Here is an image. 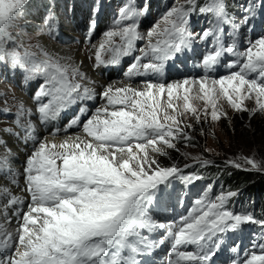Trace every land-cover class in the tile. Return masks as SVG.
<instances>
[{
  "label": "snow or ice",
  "instance_id": "1",
  "mask_svg": "<svg viewBox=\"0 0 264 264\" xmlns=\"http://www.w3.org/2000/svg\"><path fill=\"white\" fill-rule=\"evenodd\" d=\"M29 5L30 0H0V63L10 61L13 70H24L26 80L41 81L33 98L39 123L57 120L77 102L99 98L104 103L94 110L80 107L64 128L66 133L76 128L77 134L59 143L55 142L59 130L50 132L52 139L38 140L33 110L23 104L13 119L19 131L0 129V174L14 187H20L22 177L21 192L26 193L16 195L0 186V264H153L148 258L165 243L162 264H213L225 234L246 224H258L261 230L243 256L239 245L231 248L237 254L231 264H264V220L227 208L237 192L212 197L206 191L194 199L186 214L161 221L156 209L171 196L173 182L199 177H184L176 164L162 167L153 155L167 156L165 148L175 149L174 141L189 146L192 137L181 127V117L191 113L200 121V113L190 103L193 98L204 101V116L213 120L223 115L217 107L220 99L236 111H247L249 120L264 114V35L248 38L246 47H238L241 29L258 13L264 14V0L235 5L243 12L239 18L229 13L226 0H206L198 10L211 16L210 26L198 37L189 29L198 0L174 4L146 35L138 29L147 8L140 10L134 0H128L119 8L114 28L93 46L96 67L119 66L122 58L134 57L123 71L128 83L101 86V91L71 56L50 52L40 44L24 48L17 40L11 30L24 19ZM54 7L45 19L50 30L55 27ZM226 27L231 43L225 41ZM94 29L95 20L88 29L89 43ZM144 40L147 43L138 48ZM198 42L206 45L199 64L202 75L162 81L166 63ZM137 51L140 55H135ZM221 67L227 74L214 77L212 73ZM253 99L256 107L248 109L245 101ZM6 136L25 147L33 144L22 173L10 166L16 153ZM194 159L201 166L210 163ZM226 163L264 174V161L254 157L238 156ZM13 221L18 225L15 233L5 227Z\"/></svg>",
  "mask_w": 264,
  "mask_h": 264
},
{
  "label": "rangeland",
  "instance_id": "2",
  "mask_svg": "<svg viewBox=\"0 0 264 264\" xmlns=\"http://www.w3.org/2000/svg\"><path fill=\"white\" fill-rule=\"evenodd\" d=\"M58 1L59 3H54L55 6L54 11L61 17L60 22L58 23L59 39L61 38V40H57L53 42L52 37L46 33L45 29L42 26L41 17L43 15L44 16L46 15L45 12L49 14V10H47L44 7L45 6L44 0H30V5L27 9L24 19L18 21L17 22L18 26L11 30L13 35L17 36V40L23 43L24 48H29L37 44L41 45L40 38H42L46 41H50L53 45L59 48L61 47L64 48L65 50H69L72 52L78 51L81 53L82 57L84 58V61L87 64L88 68L93 67L91 63L92 61L90 62L91 60L90 53L93 51L91 49L93 46H95L97 40L103 36V33L107 31L106 18L103 19V21L100 23L99 28L98 27L96 28V30L97 29L98 30L96 32V35L94 37L91 46L87 47L86 49H83L81 46V41L79 39L76 40L75 36H78V29L80 28L84 29L86 27L87 19L89 17V7L91 4L88 1H84V0H74L73 2H71V0H58ZM185 2L186 0H170L166 2V6H165L166 11L164 13H166L168 9L172 7L174 4H184ZM226 2L229 4H235L236 0H226ZM153 5L154 3H152L151 6ZM71 7L73 8V13L70 15L68 13V10ZM235 12L236 14L238 13L237 10ZM193 15L194 13L191 15L189 19L190 21L189 29L193 24L191 23V21L193 22L199 21L203 17L201 14L200 15L196 14L194 15V17ZM70 16L73 17L72 20H70ZM153 24L154 23L143 25L142 27H140L139 31L146 35L147 31L152 27ZM30 26L31 28H29ZM195 29L196 28H194V30ZM192 34L194 36H197L196 31L192 32ZM240 39H241L240 46L243 49L244 47L247 46V41L244 39L243 35ZM142 42L143 44L140 47H143L147 43L146 40ZM20 50H23V48ZM31 50L35 51L36 49L32 47ZM101 74H98L97 76L102 77ZM110 78L108 77L105 80L108 81ZM0 80L2 81V78H0ZM181 80H176V81H181ZM176 81H169V82H176ZM122 84H127V83L123 82ZM137 85L138 83H133V87H136ZM17 96L19 102L27 104V99L25 98L24 94L18 93ZM180 103L182 105L183 101H181ZM190 103L200 113V121L198 122L196 117L191 113H185L181 117L182 120L181 127H183L184 131L187 132L192 137V140L189 142V146H186L182 140L174 141L175 149L165 148V151L168 153L167 156L153 154L155 155V158L159 162L160 166L170 167L174 164V162H180V163H184V165L180 167L182 168L186 164L188 165V164L196 163V159L194 158H202L204 160L221 159V157L223 156L228 157L227 153L232 154V157H229L224 160H228V161L234 160L236 159V157L238 156L243 157L245 154L250 152L252 154V157L255 156L254 158L256 160L264 161V157L259 159V157L253 153L254 143L256 145V142H259L260 146L256 145L254 149H257L258 147L264 148L261 145V138L264 140L263 138L264 114H257L254 118L249 120V114L247 111H236L228 105L226 100L220 99L217 102V107L220 110V112L223 113V115H221V118L219 120H213L211 119L210 115H208L207 118L204 116V110L206 108L204 101H202L199 98H193L190 100ZM245 106L248 109H254L256 107L254 99L246 100ZM208 111L210 113L211 111L210 107L208 108ZM235 118H237V121H235ZM235 124L237 125L242 124V125H240L236 133H233L234 131L233 125ZM255 124H257L256 129H254V126H256ZM11 125H13V121ZM189 125L190 127H188ZM244 127H246V129L250 131L249 135L255 136L254 137L255 141L251 146L252 148L251 147L248 148L245 137H243V135L240 133L244 131ZM260 133L263 134V137H260L258 135ZM184 153H187L188 156L183 155ZM27 154L30 155L31 151H27ZM230 185L234 186L237 189V191L240 192V194H243V198L246 201H249L251 199V202H249L251 206H253L252 204H254L260 210L264 209V199L261 200L259 196L257 197V195H256V199H252L253 198L251 196L253 191L252 188H250L249 186H242L240 181H238L237 179L232 181ZM194 189L196 190L195 193L197 195H200L203 191L202 186L196 185ZM17 191L19 192V190ZM13 193L15 192L13 191ZM263 213L264 211L260 212V214ZM8 226L9 224L5 226L6 230L13 233H15L18 227V225H14V224L11 225L9 228Z\"/></svg>",
  "mask_w": 264,
  "mask_h": 264
},
{
  "label": "trees",
  "instance_id": "3",
  "mask_svg": "<svg viewBox=\"0 0 264 264\" xmlns=\"http://www.w3.org/2000/svg\"><path fill=\"white\" fill-rule=\"evenodd\" d=\"M199 1H201V0H198V2ZM243 3H244V0H241V2L238 4H243ZM198 5H199V3H198ZM230 5L231 6H229V4H228V6L231 9H233L234 8V6H232L233 4H230ZM235 121H237V118H235ZM240 125H242V124L233 125V127H234L233 133H236V131H238V128L240 127ZM255 125L256 126H254V129L257 128V124H255ZM246 127H244V131H242L240 133L243 135V137H245L247 146H248V148H250L255 141L254 140L255 136L249 135L250 131L247 130ZM258 135L260 137H263V134H261V133ZM256 145L260 146V143L256 142ZM256 145L254 143V147H253L254 152L253 153L256 156H258L259 159H261L264 157V148L258 147L257 149H254L256 147ZM261 145H262V147H264V140L262 138H261ZM227 155H228V157L223 156V157H221V159H206L207 161H210V163L208 164L207 167H202L201 165L198 164L197 166H193L191 168V171H198L199 173L204 174L205 180L210 181L213 184H215V189L218 191L238 192L234 186L230 185V183L232 181L237 179L238 181H240L242 186H249L250 188L253 189L252 195H251L253 197L252 199H256V195H257V197L259 196V198L261 200L264 199V174H261L259 172H254V171L235 169V168L229 166L226 163L228 160H224V159L232 157V154L227 153ZM248 156L252 157V154L249 152V153L245 154L243 157H248ZM253 157H255V156H253ZM174 164H176V166H178L179 168L184 165V163H180V162H174ZM245 167H248V166H245ZM250 201H251V199H250Z\"/></svg>",
  "mask_w": 264,
  "mask_h": 264
},
{
  "label": "bare ground",
  "instance_id": "4",
  "mask_svg": "<svg viewBox=\"0 0 264 264\" xmlns=\"http://www.w3.org/2000/svg\"><path fill=\"white\" fill-rule=\"evenodd\" d=\"M56 18H57V20H58V23L60 22V19H61V17L59 16V15H56ZM141 23H142V25H146L143 21H141ZM29 28H31V26L29 27ZM29 30V29H28ZM74 30V29H73ZM27 32H29V31H27ZM74 35V34H73ZM96 34H94V36H95ZM75 38L77 39V38H79V35L78 36H75ZM102 39V37H100L98 40H97V42H96V44H95V46L96 45H98V43H99V41ZM59 40H61V38L59 39ZM67 40V39H66ZM40 41H41V45H43L44 46V48L45 49H47L48 51H50V52H54V53H58L59 55H61V56H71L72 57V59H73V61L80 67V70L82 71V72H84L86 75H87V77L91 80V81H94L95 82V86H96V88H97V91H101L102 89H100L101 88V86H107V85H109V84H111V85H113V86H115V87H123V86H125L126 84H122L121 82H118L115 78H116V76L111 72L110 73V76H111V78L108 80V81H106L103 77H98L97 76V73L92 69V67L91 68H88V66H87V64L85 63V61H84V58L82 57V55H81V53L80 52H78V51H75V52H72V51H69V50H65L64 48H59V47H57V46H55V45H53L50 41H46V40H44V39H42V38H40ZM57 41V40H56ZM63 42H65V41H63ZM91 50H93L92 51V53L94 52L95 53V48L94 47H92V49ZM91 54V53H90ZM89 65V64H88ZM169 82V81H168ZM133 86V85H132ZM98 100V99H97ZM85 101H83L82 103H84ZM6 112H8V110L6 109V108H4L3 109V113H6ZM14 113V112H13ZM4 126V125H3ZM6 127H7V125H5ZM75 134H77V132L76 133H70V134H68V135H75ZM80 135H83V133L81 132V133H79ZM67 135H65V136H59V137H55V142L56 143H59L60 141H62L65 137H66ZM44 137H47L45 134H44V132L43 131H41L40 130V133L38 134V140L39 139H42V138H44ZM49 138V137H48ZM6 139V138H5ZM50 139V138H49ZM52 139V138H51ZM8 140V146L12 149V151L13 152H15L16 153V156L14 157V158H10V166H11V168L14 170V171H20L21 173H22V171H23V166L24 165H21L20 167H19V165L22 163V156H21V154H20V152L17 150V147H16V145L14 144V142L13 141H11V140H9V139H7ZM0 153H3V149L2 148H0ZM22 178V177H21ZM23 179V178H22ZM23 181V180H22ZM24 182V181H23ZM0 186H6V187H9L10 189H11V191L13 192H15V193H18V191L17 190H15L14 188H12L11 186H9L8 184H6L4 181H3V179L0 177ZM21 192V191H20ZM19 192V194L20 195H22L21 193ZM14 224V221L11 223V224H9V226H8V228L11 226V225H13ZM7 225V224H6ZM5 225V226H6Z\"/></svg>",
  "mask_w": 264,
  "mask_h": 264
},
{
  "label": "built area",
  "instance_id": "5",
  "mask_svg": "<svg viewBox=\"0 0 264 264\" xmlns=\"http://www.w3.org/2000/svg\"><path fill=\"white\" fill-rule=\"evenodd\" d=\"M10 112H13V111H15V108H13V109H11V110H9Z\"/></svg>",
  "mask_w": 264,
  "mask_h": 264
}]
</instances>
